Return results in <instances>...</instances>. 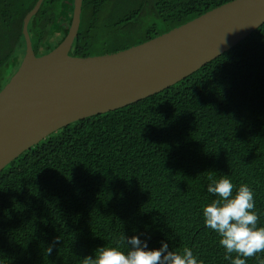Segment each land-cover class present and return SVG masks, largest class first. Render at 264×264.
<instances>
[{
    "label": "trees",
    "instance_id": "16d2710c",
    "mask_svg": "<svg viewBox=\"0 0 264 264\" xmlns=\"http://www.w3.org/2000/svg\"><path fill=\"white\" fill-rule=\"evenodd\" d=\"M37 0H0V90L24 52L21 25ZM73 0H44L29 21L36 56L68 33ZM233 0H83L71 56L117 52ZM254 192L264 227V24L178 83L76 121L0 172V264H82L98 248L192 250L230 264L204 223L209 177ZM52 246L48 255L46 249ZM235 258V254H233ZM264 252L247 259L260 264Z\"/></svg>",
    "mask_w": 264,
    "mask_h": 264
},
{
    "label": "water",
    "instance_id": "95a60500",
    "mask_svg": "<svg viewBox=\"0 0 264 264\" xmlns=\"http://www.w3.org/2000/svg\"><path fill=\"white\" fill-rule=\"evenodd\" d=\"M22 21L24 54L0 90V172L55 131L79 120L139 102L178 83L232 49L264 24V0H233L159 36L117 52L69 53L83 0L67 3L71 22L63 41L36 56L29 21Z\"/></svg>",
    "mask_w": 264,
    "mask_h": 264
},
{
    "label": "clouds",
    "instance_id": "9594fccd",
    "mask_svg": "<svg viewBox=\"0 0 264 264\" xmlns=\"http://www.w3.org/2000/svg\"><path fill=\"white\" fill-rule=\"evenodd\" d=\"M209 179L207 192L217 199L203 208L204 223L220 236L219 244L230 264H246L247 259L264 252V227L257 226L259 215L255 211L254 192L247 184H241L234 194L231 179L223 176L218 180ZM122 240L128 247L127 252L104 246L94 256L84 257L82 264H202L188 247L180 253L169 251L168 244L162 243L158 250H147L146 242L137 236L130 239L123 236ZM46 252L51 255L52 246Z\"/></svg>",
    "mask_w": 264,
    "mask_h": 264
},
{
    "label": "flooded vegetation",
    "instance_id": "af4514ba",
    "mask_svg": "<svg viewBox=\"0 0 264 264\" xmlns=\"http://www.w3.org/2000/svg\"><path fill=\"white\" fill-rule=\"evenodd\" d=\"M11 1H12V0H7L6 5H5V6H2V7L4 8V10H6V8H7L8 5L11 3ZM0 5H1V2H0ZM3 8H0V11H1ZM28 26H29V24H28ZM21 28H22V25H21ZM28 32H29V29H28ZM21 34H22V33H21ZM29 36H30V34H29ZM22 38H23V36H22ZM30 39H31V37H30ZM23 41H24V39H23ZM31 43H32V40H31ZM32 45H33V44H32ZM17 49H18V47H16L15 49H13L12 53H9V56H10L11 58H18V57L22 58L24 52H23V54H21L20 51H18ZM23 50H24V49H23ZM20 62H21V59H20ZM20 62H19V64H20ZM19 64H18V66H19ZM17 68H18V67H17ZM9 79H10V78H9Z\"/></svg>",
    "mask_w": 264,
    "mask_h": 264
}]
</instances>
